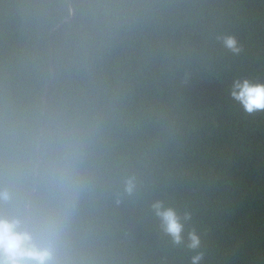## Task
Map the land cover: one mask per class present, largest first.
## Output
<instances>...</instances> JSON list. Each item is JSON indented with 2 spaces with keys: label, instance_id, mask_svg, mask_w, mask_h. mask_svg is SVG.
I'll use <instances>...</instances> for the list:
<instances>
[{
  "label": "trees",
  "instance_id": "1",
  "mask_svg": "<svg viewBox=\"0 0 264 264\" xmlns=\"http://www.w3.org/2000/svg\"><path fill=\"white\" fill-rule=\"evenodd\" d=\"M238 78L264 83V0H0V142L87 129L112 190L142 184L91 215L107 264H189L157 199L192 213L204 264H264V112L230 99Z\"/></svg>",
  "mask_w": 264,
  "mask_h": 264
},
{
  "label": "clouds",
  "instance_id": "2",
  "mask_svg": "<svg viewBox=\"0 0 264 264\" xmlns=\"http://www.w3.org/2000/svg\"><path fill=\"white\" fill-rule=\"evenodd\" d=\"M233 55L242 51L231 35L218 37ZM230 99L249 116L264 112V83L232 81ZM96 137L87 129L66 128L23 144L0 142V264H107L92 248L91 215L105 193L119 206L138 197L135 173L111 178L97 155ZM150 211L174 246L185 249L189 264H204L203 240L192 213L154 200Z\"/></svg>",
  "mask_w": 264,
  "mask_h": 264
},
{
  "label": "water",
  "instance_id": "3",
  "mask_svg": "<svg viewBox=\"0 0 264 264\" xmlns=\"http://www.w3.org/2000/svg\"><path fill=\"white\" fill-rule=\"evenodd\" d=\"M70 9H71V18L69 20H72L73 19V15H74V12H73V9L70 5ZM59 27V26H58ZM53 31V30H52ZM53 73V72H52ZM47 91H48V86L45 88V91H44V94H43V101H44V105H45V102H46V97H47ZM44 113V112H43Z\"/></svg>",
  "mask_w": 264,
  "mask_h": 264
}]
</instances>
